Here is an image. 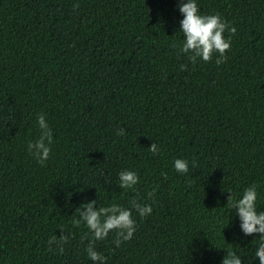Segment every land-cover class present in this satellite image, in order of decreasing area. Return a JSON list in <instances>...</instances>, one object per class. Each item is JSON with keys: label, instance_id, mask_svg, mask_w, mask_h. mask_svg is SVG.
<instances>
[{"label": "trees", "instance_id": "trees-1", "mask_svg": "<svg viewBox=\"0 0 264 264\" xmlns=\"http://www.w3.org/2000/svg\"><path fill=\"white\" fill-rule=\"evenodd\" d=\"M179 3L0 0V264H94L77 208L133 200L152 213L133 209L119 247L115 233L95 243L106 264H221L226 249L259 264V234L227 204L257 183L264 210V0H197L236 28L220 64L180 53ZM40 113L54 137L43 164L27 151ZM61 235L63 254L48 243Z\"/></svg>", "mask_w": 264, "mask_h": 264}, {"label": "clouds", "instance_id": "clouds-1", "mask_svg": "<svg viewBox=\"0 0 264 264\" xmlns=\"http://www.w3.org/2000/svg\"><path fill=\"white\" fill-rule=\"evenodd\" d=\"M177 7L183 15L179 26V31L183 35V41L179 48L180 53L186 54L193 63L197 59L207 62L212 59L214 53H217L219 58L216 63H222L226 59V51L230 49L232 43L231 37L226 38L224 33L226 31L235 33L236 28L230 27L219 14H202L197 0H181ZM184 67L186 65H181L182 69ZM36 125L39 133L38 138L27 143V151L34 159L43 164L48 160L52 151L53 129L44 113L37 114ZM117 134L124 135V129H119ZM149 149L153 154L159 152L156 143H153ZM189 165L190 162L187 159L177 158L173 161V168L179 174L188 173ZM191 165L195 167L196 162L192 161ZM162 175L166 176V173H162ZM139 179L138 174L133 170L125 169L119 172V184L122 189H133ZM259 187L260 185L257 183L248 185L237 197L230 196L227 205L231 212L230 221L232 212L235 210V216L238 217L240 228L245 236L259 234L258 239H254L256 247L252 259L258 258L259 264H264V210H260L259 206ZM94 205L95 201H89L77 208L79 218L74 216L72 224L76 227L83 224L88 229V232L85 233V239H88L86 245L88 258L94 264H106L107 258L96 250L95 243L105 240L110 233H115L117 247L122 242L131 240L137 230L136 220L132 214L133 209L140 217L150 215L153 209L152 205L141 204L136 200L131 202V207L112 203L97 209ZM67 239L66 235H61L59 238L52 236L48 243L50 246L57 245L59 253L63 254V245ZM226 250L227 254L223 257L221 264H245L244 256L237 254L236 250Z\"/></svg>", "mask_w": 264, "mask_h": 264}]
</instances>
